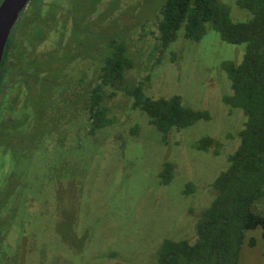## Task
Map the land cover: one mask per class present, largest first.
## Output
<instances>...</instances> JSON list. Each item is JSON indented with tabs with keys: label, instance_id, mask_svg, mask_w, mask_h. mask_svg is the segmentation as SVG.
<instances>
[{
	"label": "rangeland",
	"instance_id": "374dc122",
	"mask_svg": "<svg viewBox=\"0 0 264 264\" xmlns=\"http://www.w3.org/2000/svg\"><path fill=\"white\" fill-rule=\"evenodd\" d=\"M100 1L97 13L87 19L100 32L83 39L85 60L65 58V66L53 70L54 78L75 88L76 70L82 69L89 99L100 80L104 39L121 38L135 65L126 72L127 84H146L145 94L155 100L180 96L185 106L208 112L210 119L172 128L164 136L132 98L119 93L107 103L112 123L90 132L88 111L84 122L73 94L59 101L60 92L53 93L55 83H38L19 105V116L26 121L20 118L16 133L25 134L29 144L21 151H26L7 148V138H0V202L21 192L37 199L30 231L10 234L0 248V264H159L158 251L166 240L196 242L198 221L215 198L213 184L228 170L229 158L240 146L247 117L224 101L233 91L222 65L240 64L247 44H229L207 25L202 40L191 41L183 29L161 52L157 22L165 0ZM221 1L230 7L235 23L252 19L238 0ZM96 2L42 0L36 11H42L41 19L52 13L63 22L60 7L83 13ZM56 37L52 32L47 41ZM32 48L28 47L29 60L43 59L56 49ZM17 50L12 49V58L20 53ZM10 78L6 75L4 83ZM11 91L4 92L0 105ZM3 117L11 121L14 116L5 109ZM205 138L218 145L199 149ZM167 165L173 172L164 183L161 174ZM255 212L264 214V200ZM21 235L23 249L18 254L15 246ZM263 244L261 228L247 231L239 264H264Z\"/></svg>",
	"mask_w": 264,
	"mask_h": 264
},
{
	"label": "trees",
	"instance_id": "16d2710c",
	"mask_svg": "<svg viewBox=\"0 0 264 264\" xmlns=\"http://www.w3.org/2000/svg\"><path fill=\"white\" fill-rule=\"evenodd\" d=\"M238 4L251 13L250 21L235 23L230 7L221 0H165L161 7L157 22L161 52L183 29L191 41L202 40L207 25L229 44H247L240 64L227 61L222 65L233 91L224 101L231 108L242 109L247 122L240 133V146L229 158L230 167L213 184L215 198L198 221L196 242L166 240L158 251L159 264H239L247 231L261 228L264 241V214L255 212L257 203L264 200V0H238ZM120 39L106 41L100 80L90 90L86 105L90 132L112 123L107 118V103L118 93L132 98L164 136L172 128L183 129L210 119L208 112L185 106L180 96L155 100L145 94L146 84H127L126 72L135 65L129 46ZM213 145L218 143L205 138L198 148L206 150ZM172 172L173 166L167 165L161 174L164 183L170 181L167 175Z\"/></svg>",
	"mask_w": 264,
	"mask_h": 264
},
{
	"label": "flooded vegetation",
	"instance_id": "af4514ba",
	"mask_svg": "<svg viewBox=\"0 0 264 264\" xmlns=\"http://www.w3.org/2000/svg\"><path fill=\"white\" fill-rule=\"evenodd\" d=\"M2 2L3 0H0V4ZM101 3L100 0H97L87 12L83 13L77 12L74 7L70 10L60 7L63 11H60L59 8V15L61 16L62 14V16H65V19H62V21H65L61 22V20L58 21L57 17L52 13L45 14H48L49 18L41 19L39 15L42 11L38 13L36 9L39 10L42 8V0H31L27 9L24 10L25 13L24 11L21 13V15L24 14L23 17L20 18L19 16V19L15 23L9 36V48L7 42L0 66V102L2 101L1 97L4 92L12 89L8 94V100L3 101L6 103L0 105V138H7L5 147L11 149V145H13L16 146V150L21 151L25 144H29L26 139H24L25 134L16 133V131L19 130L18 127L21 125L20 118L23 117V115L21 117L19 116L23 110V108L21 110L19 105H21L24 100L23 95L26 97L27 93L35 92V88L39 87L38 83H43V85L45 82H50L51 84L55 83V87L58 89L53 88V93L54 95H57L60 92L59 101L64 97L68 95L72 96L73 94L71 99H77V106L78 108H82L81 115H83V121L85 122V114L87 110L86 105L89 99H86L85 94L84 71L82 72V69L76 70V74L78 75V78H76L74 83L76 87L71 88L69 83L65 80L62 82L59 78L55 79L53 76V70L63 68L66 64L64 62L65 58H68L69 56L70 58H76L74 60H85L86 43L83 42V39L92 32H100L99 28L96 30V27H92V25L87 22V19L89 16L92 17L93 14L97 13ZM32 5H36L35 7L37 8L32 7ZM53 19H55V23L53 22ZM58 31L61 32L58 33ZM52 32L57 33L56 39L54 38L47 41ZM106 41L107 39L103 41V45L108 47L107 43H105ZM49 42L51 45H49ZM41 45L43 46L40 47ZM30 46L34 49L42 50L43 47L44 49H49L48 47L50 46L55 47L56 49L45 54L43 59L34 58L29 60L31 51L28 50V47ZM13 48H17V51H20V53H16L12 58L10 53ZM73 49H75V51H73ZM104 50L106 51V48H104ZM71 62L72 60L68 63ZM6 75L11 76L8 83H4ZM67 75L71 76L69 73H67ZM58 81L61 82V85ZM13 85H16V89L13 88ZM62 91L65 92V95L61 94ZM5 109L14 116L11 121L4 119L3 113L5 112ZM89 117L90 114L88 112L90 129ZM25 118H22L23 123L26 121ZM5 150L8 151L6 148ZM25 151L26 149L22 150L20 153L22 154ZM2 201L3 199L0 202V248L5 241L10 238V234L12 236V233H21L23 230L26 232L28 231V228L30 231L31 224L37 213V199L32 197L31 194L27 196L25 193L21 192L15 197H9L4 201L6 206ZM23 204L26 206H23ZM20 238V242L15 246L17 251H19L18 254H20L23 249V235H21ZM30 250H32V248H30Z\"/></svg>",
	"mask_w": 264,
	"mask_h": 264
},
{
	"label": "water",
	"instance_id": "95a60500",
	"mask_svg": "<svg viewBox=\"0 0 264 264\" xmlns=\"http://www.w3.org/2000/svg\"><path fill=\"white\" fill-rule=\"evenodd\" d=\"M31 0H3L0 4V66L11 31Z\"/></svg>",
	"mask_w": 264,
	"mask_h": 264
}]
</instances>
